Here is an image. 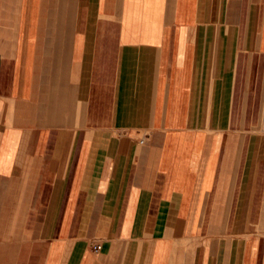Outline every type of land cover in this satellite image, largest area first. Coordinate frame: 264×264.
I'll return each instance as SVG.
<instances>
[{
  "label": "crops",
  "instance_id": "0c3cea01",
  "mask_svg": "<svg viewBox=\"0 0 264 264\" xmlns=\"http://www.w3.org/2000/svg\"><path fill=\"white\" fill-rule=\"evenodd\" d=\"M0 264H264V0H0Z\"/></svg>",
  "mask_w": 264,
  "mask_h": 264
},
{
  "label": "built area",
  "instance_id": "2783aa9c",
  "mask_svg": "<svg viewBox=\"0 0 264 264\" xmlns=\"http://www.w3.org/2000/svg\"><path fill=\"white\" fill-rule=\"evenodd\" d=\"M95 249H96L97 251H99V250H101V246H100V245H97V246L95 247Z\"/></svg>",
  "mask_w": 264,
  "mask_h": 264
}]
</instances>
